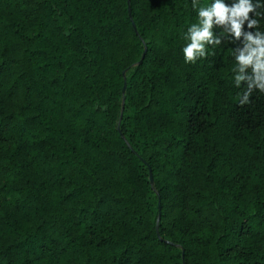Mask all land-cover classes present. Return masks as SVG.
<instances>
[{"label": "trees", "instance_id": "obj_1", "mask_svg": "<svg viewBox=\"0 0 264 264\" xmlns=\"http://www.w3.org/2000/svg\"><path fill=\"white\" fill-rule=\"evenodd\" d=\"M196 20L0 0V264H264V95L227 41L184 62Z\"/></svg>", "mask_w": 264, "mask_h": 264}, {"label": "clouds", "instance_id": "obj_2", "mask_svg": "<svg viewBox=\"0 0 264 264\" xmlns=\"http://www.w3.org/2000/svg\"><path fill=\"white\" fill-rule=\"evenodd\" d=\"M197 20L183 34L187 43L181 49L185 63L207 55L208 46L232 47V82L241 88L239 104L250 103L252 94L264 95V0H190ZM251 14V15H250ZM214 29L218 31L214 32ZM243 84V87H242Z\"/></svg>", "mask_w": 264, "mask_h": 264}, {"label": "water", "instance_id": "obj_3", "mask_svg": "<svg viewBox=\"0 0 264 264\" xmlns=\"http://www.w3.org/2000/svg\"><path fill=\"white\" fill-rule=\"evenodd\" d=\"M134 25V24H133ZM134 27H135V25H134ZM125 88H126V83H124V86H123V89H122V92L124 93L125 92ZM151 182H152V178H151ZM159 215H160V213H159ZM157 227H158V224H157Z\"/></svg>", "mask_w": 264, "mask_h": 264}]
</instances>
